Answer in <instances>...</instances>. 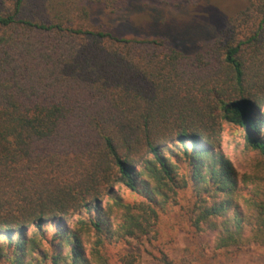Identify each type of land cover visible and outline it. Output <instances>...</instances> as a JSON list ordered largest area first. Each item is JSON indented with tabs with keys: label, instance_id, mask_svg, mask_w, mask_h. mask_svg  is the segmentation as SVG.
<instances>
[{
	"label": "trees",
	"instance_id": "1",
	"mask_svg": "<svg viewBox=\"0 0 264 264\" xmlns=\"http://www.w3.org/2000/svg\"><path fill=\"white\" fill-rule=\"evenodd\" d=\"M128 1L0 0V264H111L172 205L214 252L264 246V0L190 53L91 21Z\"/></svg>",
	"mask_w": 264,
	"mask_h": 264
},
{
	"label": "rangeland",
	"instance_id": "2",
	"mask_svg": "<svg viewBox=\"0 0 264 264\" xmlns=\"http://www.w3.org/2000/svg\"><path fill=\"white\" fill-rule=\"evenodd\" d=\"M246 0H192L177 5L153 0H129L115 11L102 5H90L95 26L120 36L168 38L176 47L193 52L197 43L210 40L226 18ZM235 8V9H234ZM234 9V10H233ZM221 149L240 173L254 166L258 155L244 143V132L235 124L224 122ZM179 220V206L172 205L159 219L156 230L140 240L118 243L107 250L111 264H118L119 254H133L134 264H264V246L251 243L214 252L210 240L196 238Z\"/></svg>",
	"mask_w": 264,
	"mask_h": 264
}]
</instances>
